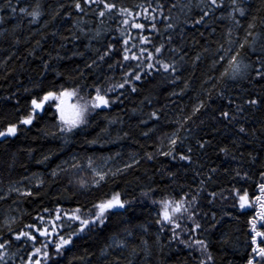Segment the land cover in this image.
<instances>
[{
	"label": "trees",
	"instance_id": "trees-1",
	"mask_svg": "<svg viewBox=\"0 0 264 264\" xmlns=\"http://www.w3.org/2000/svg\"><path fill=\"white\" fill-rule=\"evenodd\" d=\"M151 2L152 0H117V3L133 8ZM164 2L167 4V0ZM197 2L198 0H193V3ZM12 3L17 8L27 7L29 11L39 4L44 14L36 20L23 13H13L5 0H0V16L3 17V20H0V128L7 122L15 121L21 114L17 108L27 107L30 94L24 91L25 88H31L37 83H43L44 86L66 83L69 75L79 80L77 73L81 70L89 73V69L84 68L85 63L90 64L96 59L99 54L96 50L103 52L108 43H116L115 56L119 58L120 55L119 30L116 28L118 20H109L106 17L104 31L99 37H95L92 30L98 25L97 17L91 12L84 15L75 10L71 0H20L19 3L12 0ZM61 3L66 5L64 10L58 8ZM240 6L245 8L242 17L237 13L240 19L238 26L240 35L245 34L249 23L256 24V28L249 31L264 32V0H240ZM225 10H230L227 0ZM56 11H59L60 15L53 20L52 15ZM64 11H71L73 15L65 17ZM193 12L198 13L199 9L193 8ZM78 17H83L85 23L82 26L89 29L87 34L79 31L75 23ZM137 19L143 22V18ZM232 26L231 18L220 17L219 12L204 24H185L181 19L176 28L169 30L168 33H164L162 24H157L162 33L171 34L172 42L183 49V52L177 54V58L180 55L184 56L183 78L191 77L192 84L184 94H179V88L183 87L182 81L173 84L171 77L157 75L152 81L153 84H157L155 88L148 81L143 82L141 91L115 103L111 109L106 110V115L105 113L96 115L90 127L68 134L67 143L57 131L52 109L41 113L33 126H27V130H22L16 137L8 138L7 142L0 138V196H3L10 186L24 184L27 187V181L34 178L33 173L45 181L43 186H37L36 182L28 186L34 192H39L38 196L24 197L22 194L12 193L9 198L0 200V228L5 234L7 235V229L3 228V224L9 214L22 217L13 224V228L19 230L24 228L25 224L35 222L36 214L38 212L43 214L44 208L54 212L56 204L61 203L64 206L62 210L71 211L77 204L91 206L110 192L120 191L125 198L131 200V208L122 216L113 218L103 230L91 234L90 238L75 240V247H68L60 264H78V258L81 256H85L86 264L89 260L91 264H198V252L177 240H169L170 233L167 230L157 240L155 222L158 206L153 203V199L163 198L172 190L179 192L181 189L192 188L194 192L203 179L206 186L198 197L199 206L209 215L200 220L206 230L199 238L208 240L214 264H246L250 229L246 226L247 215H241L245 210L234 207L236 201L231 198L220 199L217 196L213 201L209 193L219 192L223 188L227 195L233 184L239 187L241 183H244L251 192L259 180V172L264 171V105L248 106L244 103L249 98V93L256 95L264 93V80L253 77L251 81L230 83L227 94L234 98L233 104H229L227 98L218 97L213 92L208 108L193 115L192 120L184 126L186 131L182 134L186 139L181 148L186 151L187 145L193 147L192 161L172 160L170 157L160 155H156L154 160H149L145 155L149 151L155 155V144L159 143V137L177 127L174 123H165L166 119L168 121L179 119L181 112L192 114L193 105L197 100L196 94L202 92L201 84L208 75H213L210 70L216 42L219 40L227 46L226 30ZM213 28L216 29L215 32L212 31ZM136 31L133 30V36L136 35ZM145 31L146 33L151 31L147 29V25ZM73 32L80 39H73L71 35ZM89 37H93L91 47ZM205 49L208 51L205 52ZM197 54L201 55L199 61H195ZM167 55L171 54L166 53V57ZM106 61L111 63L112 59L106 58ZM97 65L92 66L88 75L89 81L93 78L99 80L104 76H113L114 80L120 79L119 68L113 72L104 62L97 61ZM215 74L218 75V72ZM203 87L210 88V84L203 83ZM172 91H177L178 94L172 96L170 95ZM145 96L150 97L151 104L145 100ZM200 98L206 100L204 95ZM141 101L144 102L143 105ZM236 103L240 104L244 111L237 114L235 120L229 122L218 115V111L225 108L235 113ZM153 107L163 113L161 120L157 122L153 118L144 124L143 121L148 119L146 114L150 113ZM139 108H142V111H132ZM108 117L116 118L115 122L109 125ZM154 123L156 130L148 136L142 135V132H147ZM237 123L243 124L247 131L240 132ZM105 127H108L109 131L102 133L101 129ZM44 129L56 134L47 135ZM125 132L128 133L127 136L123 135ZM96 137L103 142L85 143V139L92 140ZM198 140H209L211 143L200 148ZM225 145L232 149L231 156H225L219 151ZM49 153H51L49 159L41 163L43 157ZM74 153H79L82 157L94 154L96 164L101 163L102 157L111 156L112 159L116 158V169L121 171L115 178H110L107 184L92 187L90 192L81 191L75 182L77 176L91 181L93 174L90 170L84 172L70 170L58 174L55 178L57 182L50 184L49 182L54 179L51 170ZM232 156L236 159H232ZM133 158L139 160V163L123 170L122 166L131 163ZM237 165H240L241 170L248 171L252 180L241 182L239 177L233 179ZM213 168L216 172L211 173L210 170ZM224 169H228V172ZM170 172H176V177H171ZM197 172L200 173L199 176L196 175ZM69 179L73 180L72 185L68 184ZM64 187L69 189L67 193L63 192ZM149 188L158 190L152 196H142V191ZM229 212L233 215H227ZM211 213L216 214L215 219ZM216 221L220 223L216 224L215 228L207 227ZM142 225L148 226L147 234L142 230ZM126 228L134 235L127 236L124 231ZM114 232L127 240L128 247L110 248L102 254L101 249L112 243L111 237ZM145 235L150 241V251L143 250L141 245V237ZM9 238L12 239V248L18 251V256L26 257L30 249L21 247L14 238L10 236ZM40 239L38 237V240ZM133 246H136L134 255ZM86 252L91 255H86ZM117 256L120 257L118 262ZM9 264H19V259L10 261Z\"/></svg>",
	"mask_w": 264,
	"mask_h": 264
},
{
	"label": "snow or ice",
	"instance_id": "snow-or-ice-1",
	"mask_svg": "<svg viewBox=\"0 0 264 264\" xmlns=\"http://www.w3.org/2000/svg\"><path fill=\"white\" fill-rule=\"evenodd\" d=\"M5 2L13 13H23L36 20H39L44 14L39 4L29 11L27 7L17 8L13 5L12 0H5ZM19 2L20 0H17V3ZM227 3L230 10H225L226 0H198L197 3H193V0H167V4L164 0H152L147 5L141 4L135 8L119 4L117 0H71V5L75 10L84 15L91 12L97 17L98 25L92 30L95 37H99L104 31L106 17L109 20H118L116 28L119 30V58L115 56L117 44L108 43L103 52H100L99 49L96 50L99 53L96 59H93L90 64L85 63L84 68L89 69V73L83 70L77 73L79 80L69 75L66 83H52L48 86L37 83L33 84L31 88H25L24 91L30 94L27 107L17 108V111L21 114L15 121L7 122L0 128V138H4V141L7 142L8 138L16 137L22 130H27V126H33L38 121L41 113H46L49 109H52V118L57 122V131L67 143L68 134L90 127L94 123L96 115L100 113L106 115V110L111 109L115 103L121 102L130 94L141 91L143 82L148 81L155 88L157 84H153L152 81L157 75H163L165 78L171 77V83L173 84L182 81L183 87L179 88V94H184L187 89L192 87V84L191 77L183 78L182 63L184 56L180 55L177 58V54L183 52V49L172 42L173 36L171 34L165 35L164 33L175 29L181 19L185 24H204L219 12L220 17L231 18L233 26L228 27L226 30L227 46L218 40L216 48L213 50L212 68L210 70L213 75H208L203 82L209 83L210 88H204L202 83V92L196 94L197 100L193 105L192 114L187 115L181 112L179 119L173 121L166 119L165 123H174L177 127L170 133L159 137V143L155 144V155L151 151L145 153L149 160H154L156 155H160L170 157L172 160L192 161L193 147L187 145L186 151L181 148L186 139L182 134L186 131L184 126L192 120L193 115L208 108V104L212 101L213 92L218 97L227 98L229 104H233L235 103L234 98L227 94L230 83L235 84L243 80L251 81L253 77L264 80V32L249 31L256 28L255 23H249L245 34L241 36L238 31L240 19L237 13L242 17L245 8L240 6V0H227ZM65 7L66 5L63 3L58 5L60 10H64ZM193 8L199 9V12L194 13ZM59 15L60 12L56 11L52 15V19L55 20ZM72 15L71 11H64L65 17H71ZM138 17L143 18V22H139ZM0 20H3L2 16H0ZM75 23L82 34L89 32L88 28L82 26L85 23L83 17H78ZM158 23L163 25L164 33L157 27ZM146 25L147 29L151 30L147 33L145 31ZM134 29L137 30L135 36L132 34ZM108 30L111 31V29ZM212 31L215 32L216 29L213 28ZM71 35L73 39H80L75 32ZM62 39H68V37H62ZM92 39L93 37H89V47H91ZM37 44H39V41H37ZM258 45L260 46L258 47ZM204 51L207 52L208 49ZM166 53L171 55L166 57ZM77 54L83 55V53H73V55ZM106 58H111L112 62L107 63ZM200 59L201 55L197 54L195 61ZM97 61L106 63L107 68L113 72L119 68L120 79L114 80L113 76H104L102 79L93 78L89 81L88 75L92 66L97 65ZM195 61H193V64ZM45 67H47V62ZM217 72L218 75L215 74ZM58 75L62 76L63 73H58ZM177 94V91L170 93L172 96ZM201 95L206 96V100L201 99ZM145 100L149 104L152 103L148 96H145ZM19 103V100H17V104ZM143 103L141 101L142 105ZM244 103L248 106H262L264 105V93L260 95L249 93V98ZM235 106V113L225 108L220 109L218 115L229 122L235 120L236 115L244 111L240 104L236 103ZM132 111H142V108L132 109ZM146 115L148 119L143 121L144 124H147L148 120H153V118L157 122L160 121L163 113L153 107L150 113ZM107 119L109 125L116 120L114 117H108ZM237 127H239L240 132L247 131L243 124L237 123ZM155 130L156 124L154 123L147 132H142V135L148 136L149 133ZM43 131L47 135L54 136L56 134L46 129ZM108 131V127L101 129L102 133ZM123 135L127 136L128 133L125 132ZM101 142L103 141L99 137L92 140L85 139V143L88 144ZM197 143L200 148H204L211 141L198 140ZM219 151L223 152L225 156H231L232 154V149L227 145L221 147ZM50 155L51 153L45 155L41 163L46 162ZM111 159V156H104L101 158V163L96 164L94 154L82 157L79 153H74L68 159L61 161V165L66 167L57 165L51 170V176L54 179L49 183H56L55 178L58 177V174L70 170L77 172L90 170L93 174L91 181L85 180L82 176H77L75 180L81 191L90 192L92 187L107 184L110 178L119 175L121 169L113 171L111 168H107V161ZM232 159H236V157L232 156ZM138 163L139 160L133 158L131 163H125L122 166L123 170H127ZM210 171L214 173L216 169L213 168ZM224 171L228 172V169H224ZM32 175L37 177L35 173ZM169 175L175 178L176 172H170ZM196 175L199 176L200 173L197 172ZM235 177H239L241 182L252 180L249 172L241 170L240 165H237L234 172L233 179ZM44 183L45 181L42 178H36L37 186H43ZM173 183H175V180H173ZM68 184L72 185L73 180L69 179ZM205 186L206 181L202 179L200 186L194 192L192 188L188 190L181 189L179 192L172 190L163 198L153 199V203L158 206L155 223L157 240L167 230L170 233L169 240H177L187 248L198 252V264H214V257L209 250L208 240L199 238L200 234L206 230L200 220L209 215V213L202 211L198 199ZM62 190L65 193L69 191L67 187ZM157 190L149 188L147 191H142L141 194L149 197ZM12 193L22 194L24 197L40 195L39 192H34L31 187L10 186L7 192L0 196V200L9 198ZM72 195H75V193H72ZM209 195L213 201L217 196L220 199L231 198L236 201L234 207L245 210L241 215H247L246 226L250 229L248 233L250 240L248 244L249 254L245 257L246 264H264V171L259 172V180L255 183L251 192L244 183H241L239 187L233 184L230 190L227 191V195H225V189L223 188L219 192L212 191ZM131 203V200L125 198L120 191L110 192L105 198L96 200L91 206L77 204L71 211L62 210L63 204L57 203L54 212L44 208L42 210L43 214L40 212L36 214L35 222L27 223L24 228L19 230L13 228V224L22 217L8 215L5 217L3 224V228L7 229V235L0 228V264H9L10 261L17 259H19V264H60V260L68 247H75V240H83L85 237L90 238L94 232L103 230L111 223L113 218L125 214L131 208ZM227 215L232 216L233 213L229 212ZM211 216L215 219L216 214L211 213ZM189 222L191 223L189 224ZM219 223L220 221H216V223L208 224L207 227L215 228L216 224ZM141 228L147 234L148 226L142 225ZM124 231L127 236L134 235L127 228ZM9 236L14 238L21 247L30 249L26 257H19L18 251L13 250V241ZM38 237L41 239L38 240ZM111 239L112 243L106 244L105 248L101 249L102 254L117 245L128 247L127 240L118 233L114 232ZM141 245L143 250L150 251V241L147 235L141 237ZM135 252L136 246H133L132 254L134 255ZM86 255L91 254L86 252ZM119 259L120 257L117 256V262ZM78 264H86L85 256L78 258ZM87 264H91V261H87Z\"/></svg>",
	"mask_w": 264,
	"mask_h": 264
},
{
	"label": "rangeland",
	"instance_id": "rangeland-1",
	"mask_svg": "<svg viewBox=\"0 0 264 264\" xmlns=\"http://www.w3.org/2000/svg\"><path fill=\"white\" fill-rule=\"evenodd\" d=\"M115 164H116V158L111 159V160L107 161V168H111L114 171L116 169V165ZM33 182H36V178L35 177L27 181L28 186H30V184L33 183ZM21 186H25V185L24 184H20V185L14 186V187H21ZM9 215H12V214H9ZM119 246L120 245H117V246L112 247V248H118Z\"/></svg>",
	"mask_w": 264,
	"mask_h": 264
}]
</instances>
